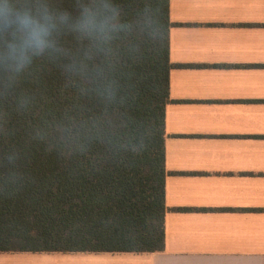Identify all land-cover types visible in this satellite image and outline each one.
<instances>
[{"label": "trees", "instance_id": "trees-1", "mask_svg": "<svg viewBox=\"0 0 264 264\" xmlns=\"http://www.w3.org/2000/svg\"><path fill=\"white\" fill-rule=\"evenodd\" d=\"M114 10L105 51L70 31L0 74V251H162L169 0H49Z\"/></svg>", "mask_w": 264, "mask_h": 264}, {"label": "crops", "instance_id": "crops-1", "mask_svg": "<svg viewBox=\"0 0 264 264\" xmlns=\"http://www.w3.org/2000/svg\"><path fill=\"white\" fill-rule=\"evenodd\" d=\"M162 251H0V264H264V0H169Z\"/></svg>", "mask_w": 264, "mask_h": 264}, {"label": "clouds", "instance_id": "clouds-1", "mask_svg": "<svg viewBox=\"0 0 264 264\" xmlns=\"http://www.w3.org/2000/svg\"><path fill=\"white\" fill-rule=\"evenodd\" d=\"M82 7L77 17L50 7L49 0H0V74L12 80L32 61L57 51V36L70 31L105 51L118 30L114 10Z\"/></svg>", "mask_w": 264, "mask_h": 264}]
</instances>
